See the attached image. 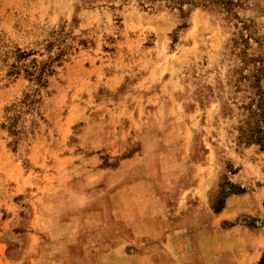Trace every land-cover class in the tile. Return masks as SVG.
<instances>
[{"label":"rangeland","instance_id":"374dc122","mask_svg":"<svg viewBox=\"0 0 264 264\" xmlns=\"http://www.w3.org/2000/svg\"><path fill=\"white\" fill-rule=\"evenodd\" d=\"M138 180L263 243L264 0H0V264Z\"/></svg>","mask_w":264,"mask_h":264},{"label":"crops","instance_id":"0c3cea01","mask_svg":"<svg viewBox=\"0 0 264 264\" xmlns=\"http://www.w3.org/2000/svg\"><path fill=\"white\" fill-rule=\"evenodd\" d=\"M163 198L162 190L149 187L146 180L127 182L122 190L108 193L106 214L94 221L74 218L57 230L59 237L51 230L53 235L43 240L50 252L29 257V264L258 263L264 249L260 232L240 225L224 228L212 220L207 208L203 221H178L174 216L179 215L178 211L185 213L193 208L179 207L170 213L165 210ZM111 220L120 221L131 234L120 238L112 229L107 239L82 237L88 232H105Z\"/></svg>","mask_w":264,"mask_h":264},{"label":"trees","instance_id":"16d2710c","mask_svg":"<svg viewBox=\"0 0 264 264\" xmlns=\"http://www.w3.org/2000/svg\"><path fill=\"white\" fill-rule=\"evenodd\" d=\"M36 78H38V80H37V81H39V80H40V78H41V74H40V75H38V77H36Z\"/></svg>","mask_w":264,"mask_h":264}]
</instances>
